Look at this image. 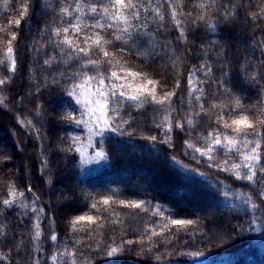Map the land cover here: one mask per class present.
Returning a JSON list of instances; mask_svg holds the SVG:
<instances>
[{"label": "trees", "instance_id": "16d2710c", "mask_svg": "<svg viewBox=\"0 0 264 264\" xmlns=\"http://www.w3.org/2000/svg\"><path fill=\"white\" fill-rule=\"evenodd\" d=\"M154 2L162 5L164 27L157 31L156 23L149 17L152 35L138 37L139 51L146 55L121 53L112 48L116 53L112 59L114 63L126 62L134 70L150 73L164 82L167 89L158 86V95L171 90L176 80L181 82L169 109L173 126L169 133L171 147L161 142L167 127L164 117L168 113L150 98L140 107L129 102L121 110L119 123L112 120L114 114L106 108L107 117L97 124L89 108L100 115L98 105L91 103L88 107L83 101L85 94L91 101L100 99L95 95L97 82L84 84V77H79L75 83L84 84L77 89L80 103L75 98L71 103L64 91L71 82L61 80V73L71 74L78 65L48 43L51 28L62 22L57 18L54 23L53 17L59 0H34L29 17L22 20L19 28L11 27L19 33L15 48L17 67L14 73H9L7 65L0 66V78L8 77L5 85L0 86L3 101L0 103V158L10 157L0 159V222L6 231L0 237V256H3L0 264H33L34 259L40 264H53V256H59L65 249L75 251L74 246L79 244H91V249L77 253V264H86L85 256L93 264H194L198 255L211 258L210 264H264V201L259 198L264 186L249 185L230 173L218 171L209 166L206 157L196 154L197 158H192L185 144L190 141L203 148L207 144L204 137L209 122L207 117L203 121L197 118L194 125L186 122L192 113L187 86L189 72L196 73L194 85L204 89L207 104L218 102V97L226 99L221 93L228 88L240 100L244 114L250 119L264 112V75L259 82L245 75L246 70L250 74L264 68L260 65L264 49L256 47L264 40V18L253 20L250 15L256 12L264 17L261 12L264 0H216V7L208 13V18L196 24L191 20L201 13L198 5L211 0ZM168 2L178 5V11L185 14L178 19L185 28L186 41L179 38ZM225 7L236 13L227 21L220 15ZM20 11L21 0H0V28H7L9 19L18 18ZM189 12L193 13L192 17L186 15ZM83 23H92L87 13ZM209 25L215 31H210ZM105 35L111 38L112 33L108 31ZM80 43L83 46L82 38ZM202 45L210 49L207 56ZM3 49L4 45L0 44V56ZM222 50L220 59L227 62L223 71L217 62V54ZM51 57L55 59L46 65L44 61ZM101 57L100 53L93 56ZM202 64L213 68L211 77L204 76ZM103 68L109 70L106 64ZM53 78L61 82L53 84ZM140 85V78L128 77L126 91L133 92ZM37 106L40 116L36 115ZM70 112L77 119L82 117L84 122L79 126L66 122L64 116ZM25 117L33 121L32 127L21 125L19 121ZM231 118L227 117L229 122ZM123 120L128 123L122 124ZM177 122L184 123V128H176ZM97 128L104 130L98 133ZM152 135H157V141L149 140ZM72 137L76 138L74 143ZM70 145L72 150H68ZM101 151L106 153L107 160L94 158ZM173 155L204 177L185 178L171 166L169 161ZM213 155L217 161L239 162L237 154L229 157L226 150H218ZM10 186L17 195L24 193L20 199L28 205L27 209L15 206L7 209L3 205V199L9 198ZM228 189L231 191L225 198ZM249 196L251 201L245 203ZM107 197H111L109 206H101L100 212L91 207L94 201ZM120 201L125 204L150 201L151 206L161 205L166 212L163 217L153 215L150 210L127 207ZM32 207L37 213L41 208L44 210L39 214V240L33 239L37 213L31 211ZM80 215H98L100 219L91 226L87 221L81 222L76 226L81 228L77 234L71 222ZM173 218L191 219L196 223L184 228L172 225L170 230L161 228ZM89 227L93 230L89 231ZM150 230L160 235L152 238L149 250L145 233ZM52 234L57 235L56 242L51 241ZM141 239L144 244L123 243L122 251L112 257L106 255L114 243L120 245L122 241ZM56 264H63V258Z\"/></svg>", "mask_w": 264, "mask_h": 264}, {"label": "snow or ice", "instance_id": "6c2138e0", "mask_svg": "<svg viewBox=\"0 0 264 264\" xmlns=\"http://www.w3.org/2000/svg\"><path fill=\"white\" fill-rule=\"evenodd\" d=\"M67 5V6H64ZM34 7V0H21V11L19 17L15 19H9L7 28H0V33H4L0 36V44L4 45L3 56H0V66L7 65L8 72L14 73L17 67L16 57V44L18 43L19 33L12 31L11 27L14 25L19 28L22 20H26ZM178 5L168 2V8L171 13V19L179 31V38L186 41L185 28L182 22L178 19V16L185 15L182 11H178ZM198 7L201 9V13L191 20L192 24H196L198 21H204L208 18V13L216 7V0H211V3H200ZM264 13V9L261 10ZM85 13L92 20V23H83L85 19ZM236 13L233 10L225 7L220 13L223 20L227 21L233 17ZM188 17H192L193 13L186 14ZM253 20H259L264 18L260 13H250ZM54 23L57 18L62 22L51 28V38L48 43L54 44L56 48H59L63 56L67 57L73 63L78 65L75 72L71 74L61 73V80L67 79L69 83L64 91L65 95L72 103L73 98L77 104L80 103L77 89L83 88L84 84H90L93 81L97 82V89L95 95L100 99L96 101H90L99 106L100 115H97L96 110L89 108L91 117H94L99 124L102 118L107 117V113L104 109L110 108L114 114L112 120L120 122L122 119L120 116L121 110L126 107L129 102L137 107L149 102V98L152 103L158 105L161 109H164L167 115L164 117V121L167 125L161 142L167 143L169 147L172 146V139L169 133L173 130L171 123V116L169 109L173 101V97L176 96V90L180 89L181 82L176 80L174 87L171 90H165L162 95L157 94V87L167 89V85L161 80L155 79L150 73L134 70L130 66H127L126 62L121 64L120 61L113 62L112 57L115 56V52L111 49L115 48L116 51L124 53H133L136 55H146L139 51V39L140 36H151L150 21L156 23L157 31L164 27L163 21L165 19L162 5L154 0H59V7L53 9ZM210 31H215L214 26L209 25ZM111 31V38L105 35L106 32ZM54 38V39H53ZM83 39V46H81L80 40ZM213 44L217 41H213ZM156 45H152L153 51ZM166 47V46H165ZM205 47V56L209 53L208 46ZM256 47L264 49V40L259 41ZM102 54L101 58H93L94 54ZM264 54V53H262ZM223 55V50L220 54H217V62L221 64V70L227 67V62L220 59ZM55 57L46 59L44 63L51 65ZM175 63V62H174ZM108 65L109 70L105 71L103 65ZM260 65L264 66V59L260 60ZM71 67V65H69ZM252 67L251 64L248 65ZM203 74L205 77H211L213 68L207 64H202ZM196 75L194 72H189L187 86L188 95L191 97L190 107L192 108L191 117L186 121L190 125H194V121L199 118L203 121L204 117L208 118L207 123V135L204 137L207 140V144L202 148L200 146H194L190 141H185L186 147L190 150L192 158L196 159V154L199 157H206L209 161L210 167H216L218 171L230 173L235 176L237 180H245L249 182V185L256 184L257 186H264V112L260 116L253 119L249 118V115L244 114V106L240 103V100L236 98L230 89L224 88L221 93L226 99H219L218 102L206 103V94L204 89L194 85L193 77ZM227 75V73H224ZM246 77L250 75V79L254 82H259V79L264 75V68L260 72L248 73L245 71ZM79 77H84V84H77L75 81ZM140 78L141 85L133 92L126 91L127 79ZM8 77L0 78V86L5 85ZM124 81V83H118ZM61 81L53 78L52 83L58 84ZM107 82V83H106ZM219 83V81H217ZM222 86V85H221ZM39 91V89H38ZM200 93V94H197ZM235 107H232V104ZM0 103H3L0 100ZM198 107V111L196 108ZM38 110L37 116L41 115ZM227 109V112H225ZM77 109H73V112ZM215 116L213 120L212 117ZM231 116V120L227 117ZM64 120L68 123H75L76 125L82 124L84 121L77 119L76 116L70 112L64 116ZM22 126L32 127L33 121L25 117L19 121ZM127 120H123L122 124H127ZM122 126V125H121ZM158 127L160 125H157ZM176 128L183 129L184 123L177 122ZM104 129L97 128L98 133ZM118 130V129H117ZM166 138V139H165ZM73 143L76 138H71ZM157 135L149 137L151 142L157 141ZM68 150H72L71 145ZM218 150H226V155L229 157L234 153L239 157V162L229 163L228 159L217 161L213 155ZM189 154V153H186ZM96 159L107 160L108 157L103 151L95 153ZM0 159H10V157H2ZM171 166L178 172L183 173L185 178L190 176L204 177L203 173H198L188 165H185L174 155L170 157ZM199 162V161H198ZM206 179H210L207 177ZM31 188H28V192H31ZM231 189L225 191L224 196L227 198L228 192ZM9 198L3 199L2 203L7 209H11L14 206L19 207L22 210L27 209L28 205L22 203L21 197H24V193L20 192L16 194L14 187L10 186L8 191ZM260 200L264 201V187H261L259 193ZM38 199V198H37ZM251 197H247L245 203L251 201ZM111 197L104 198L101 201H94L91 205L92 208L97 209V212L102 210L101 206H109ZM35 203V201H33ZM121 204L134 209L150 210L153 215H160L163 217L166 210L161 205L151 206L150 201L142 202H128L120 201ZM255 207V206H253ZM104 211L107 207L103 208ZM33 213H37L35 207L31 208ZM43 209H39L36 215L37 223L33 225L35 234L33 239L39 240L41 237V231L39 226V214L43 213ZM168 215H171L170 210H167ZM100 217L93 215H80L72 220V226L75 233H79L81 228H77L81 222L87 221L88 224L96 225ZM115 223L116 221H112ZM196 222L191 219H170L168 224L161 225L164 230H170L169 226H180L182 228L187 226H193ZM102 225H97L101 227ZM89 231L93 229L89 227ZM148 237L149 250L152 243V238L160 235L155 230L146 231ZM5 225L0 222V237L5 236ZM51 241L56 242L58 237L56 234H52ZM123 243L144 244V240L139 241L128 240L122 241L120 245L111 246L106 255L112 257L118 252L123 250ZM103 251V247L97 245ZM75 251L69 252L65 249L59 256H53L51 259L53 264H56L57 260L63 258V264H77V253L83 254L85 249H91V244H79L75 245ZM143 251V249H142ZM3 256H0V260ZM159 259V257H157ZM86 264H93L92 259L85 256ZM211 258L198 255L194 258V264H210ZM33 264H40L38 259L33 260Z\"/></svg>", "mask_w": 264, "mask_h": 264}, {"label": "rangeland", "instance_id": "374dc122", "mask_svg": "<svg viewBox=\"0 0 264 264\" xmlns=\"http://www.w3.org/2000/svg\"><path fill=\"white\" fill-rule=\"evenodd\" d=\"M83 101L88 107L91 106V103H90L91 97L88 94H85V96H83ZM98 108H99V106H98Z\"/></svg>", "mask_w": 264, "mask_h": 264}]
</instances>
